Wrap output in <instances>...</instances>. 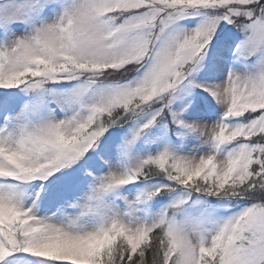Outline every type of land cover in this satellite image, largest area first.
<instances>
[{"label": "snow or ice", "instance_id": "1", "mask_svg": "<svg viewBox=\"0 0 264 264\" xmlns=\"http://www.w3.org/2000/svg\"><path fill=\"white\" fill-rule=\"evenodd\" d=\"M0 264H264V0H0Z\"/></svg>", "mask_w": 264, "mask_h": 264}]
</instances>
